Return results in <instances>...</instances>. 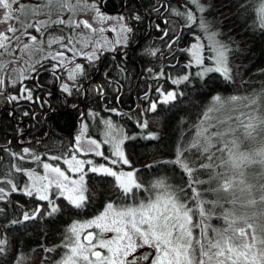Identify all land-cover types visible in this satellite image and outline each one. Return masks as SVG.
<instances>
[{
    "label": "snow or ice",
    "instance_id": "6c2138e0",
    "mask_svg": "<svg viewBox=\"0 0 264 264\" xmlns=\"http://www.w3.org/2000/svg\"><path fill=\"white\" fill-rule=\"evenodd\" d=\"M240 6L251 13L254 26L264 31V0H243ZM207 7L203 0H187L183 10L163 3L153 9L158 13L164 9L182 20V29L195 26L202 34L181 50L190 61L185 74L171 80L173 85L190 82L191 75L207 83L210 73L232 80L229 57L233 49L219 38V32L210 30L204 16ZM141 19L135 14L110 15L103 11V0H0V24L7 26L0 30V96L10 103L39 102L34 90L40 85L28 87L25 81H38L41 69H50L58 81L65 77L60 81L63 93L79 92L83 85L78 81L86 78V67L77 60L83 58L93 65L104 51L125 47L133 32L129 20ZM161 22L165 27L156 24L155 28L162 38L170 30L175 33L171 25L176 21L163 18ZM108 32L116 38L109 39ZM178 40L173 35L167 48L172 50ZM206 48L211 55H205ZM159 51L153 49L150 54ZM192 67L198 69L194 74L187 71ZM163 75L161 71L157 78ZM17 86V94L4 96L8 87ZM93 91L101 98L104 95L102 86ZM157 91L162 99L156 101L145 93L148 107L144 111L156 112L158 104L171 103L182 95L176 89ZM107 111L117 112L114 108ZM137 123L148 128L147 120ZM103 124L104 139L98 140L88 135V123L81 121L80 133L62 154L42 156L29 148L11 153L15 160L30 159L37 167L13 163L0 175V185L9 186H0V201L21 192L46 202L24 212L22 221L12 224L35 220L42 211L49 217L59 213L56 198H62L70 209L83 210L93 195L86 180L89 173L111 178L110 195L102 210L87 220L73 221L61 244L53 248L42 245L46 253L60 249L54 264H264V88L243 95L212 96L191 138L174 159L162 162L180 170L182 179L176 182L167 175L141 181L139 169L133 167L123 148L135 137L111 119ZM145 138L157 137L148 133ZM104 145L109 146V155ZM90 156L106 163L98 164L87 158ZM16 174L26 177L22 185ZM9 243L0 238V255L7 253Z\"/></svg>",
    "mask_w": 264,
    "mask_h": 264
},
{
    "label": "trees",
    "instance_id": "16d2710c",
    "mask_svg": "<svg viewBox=\"0 0 264 264\" xmlns=\"http://www.w3.org/2000/svg\"><path fill=\"white\" fill-rule=\"evenodd\" d=\"M186 2L187 0H103V11L110 15L122 13L126 17L134 14L141 16L139 22L129 20L133 32L125 47L133 46L124 52L125 47H117L115 52L104 51L93 65H89L83 58L78 59L77 62L86 67V78L78 81L83 88L79 92L74 90L71 96L60 90V81L65 77L61 76L58 81L50 69H41L38 81H25L32 88L38 82L40 87L34 90V99L39 96V102L21 100L10 103L0 96V175L10 169L13 163L25 168L37 167L30 159L18 161L11 156V153H22L24 148L42 156L46 153L62 154L80 133L81 121L88 123L89 136L104 139L103 121L111 119L124 133L135 137L125 142V150L133 167L139 169L137 176L141 181L148 183L157 175H167L173 182L180 181V170L162 162L174 159L177 150L191 138L195 125L199 123L200 114L211 103L212 96L243 95L264 88V31L254 26L251 13L241 8L243 0H203L208 6L204 16L210 30L219 32V38L229 43L233 49L229 57L232 80H225L220 73H210V79L206 78L207 83L195 75L190 76V82L180 85L171 83L172 79L185 74V65L190 61V56L181 50L190 47L195 42V36L202 34L195 26L193 29H182V20L164 12V9H160L163 16L153 9L159 8L163 3L183 10ZM163 18L176 23L171 25L175 33L170 30L169 36L162 38V32L156 31L155 25L159 23L160 28H164L165 25L161 22ZM105 35L109 39L116 37L111 32ZM173 35H178L179 40L169 50L167 44ZM142 37L144 39L140 41ZM202 39L206 40V36H202ZM153 49L160 51L152 56L150 52ZM205 55H211L207 48ZM210 63L206 61V64ZM140 64L145 68L143 74L150 77L154 84V88L148 92L150 100L162 99L157 88L164 92L176 89L182 95H178L171 103L158 104L156 112L144 111L148 107L146 100L142 110L130 112L116 108L119 115L117 112L107 111L115 108L114 99L117 96L123 107L133 108V101L126 97L131 93ZM149 69L152 71H148ZM161 71L164 75L157 78ZM187 71L194 74L198 69L192 67ZM139 85H135L138 92ZM101 86L104 90L102 98L93 91ZM18 90V86L8 87L4 96L15 95ZM25 111L29 115L24 116ZM89 113L97 115L91 116ZM141 119L148 121L147 129L140 128L137 121ZM148 133H154L157 138L146 139L145 135ZM107 146L104 145V150L109 155ZM93 159L98 164L106 163L103 159ZM146 165L152 167H145ZM127 169L123 166V170ZM16 175L18 183L22 185L26 177ZM110 179H102L92 173L88 176V187L93 195L89 205L83 210L70 209L62 198H56V203L61 208L59 213L49 217L42 211L35 220L18 224H12L11 221H22L24 212L30 213L37 204L46 202L27 197L21 192L11 193L6 200L0 201V209H3L0 212V238L10 242L7 253L0 255V264H17L21 260L23 264H54L59 258L60 249L46 253L42 245L53 248L61 244L65 230L73 221L86 220L102 210V204L110 195ZM0 186L6 189L9 187L6 184ZM44 257L48 259L45 260Z\"/></svg>",
    "mask_w": 264,
    "mask_h": 264
},
{
    "label": "flooded vegetation",
    "instance_id": "af4514ba",
    "mask_svg": "<svg viewBox=\"0 0 264 264\" xmlns=\"http://www.w3.org/2000/svg\"><path fill=\"white\" fill-rule=\"evenodd\" d=\"M159 17H161V16H159ZM156 24H159V23H156ZM160 25V24H159ZM182 24H180V26H181ZM160 27H161V25H160ZM156 31H158L157 29H156ZM108 35H109V32L107 33ZM145 37V36H144ZM144 37H142V38H140V41L141 40H143L144 39ZM133 45H129V46H127V47H125V49H123V52L126 50V49H128V48H131ZM107 52H109V51H107ZM144 70H145V68H144V66H142L141 64L138 66V72H137V74L135 75V77H134V81H133V87H132V89H131V93H130V95L129 96H127L126 98L128 99V100H132L133 101V103H134V106H133V108L132 107H129V106H125V107H123L121 104H120V102H119V96H117L115 99H114V102H115V104H116V106H114L115 108L114 109H123V110H125V111H134V110H142V108H143V103H144V100L145 99H143V97H144V94L147 92H149L151 89H153L154 88V84L151 82V79H150V77H147L145 74H143V72H144ZM136 83L137 84H140L139 85V90H140V92H138L137 90H136V87H135V85H136ZM144 90V91H143ZM123 92V90H121V93ZM126 94H127V92H126ZM123 95H124V93H123ZM124 97V96H123ZM123 99V98H122ZM125 99V98H124ZM128 104H129V102H128ZM127 104V105H128ZM116 109V110H117Z\"/></svg>",
    "mask_w": 264,
    "mask_h": 264
},
{
    "label": "rangeland",
    "instance_id": "374dc122",
    "mask_svg": "<svg viewBox=\"0 0 264 264\" xmlns=\"http://www.w3.org/2000/svg\"><path fill=\"white\" fill-rule=\"evenodd\" d=\"M6 27H7L6 25H4V24H0V30H4ZM115 38H116V37H115ZM115 38H114V39H115ZM114 39H113V40H114ZM146 93H147V92H146ZM144 96H145V94H144ZM143 104H145V100H144V103H143ZM147 106H148V105H147ZM107 148L109 149V146H107ZM123 148H124V151H125V153H126V150H125V149L127 148L126 144H124ZM104 151H105V154H108V153L106 152V150H104ZM126 155H127V153H126ZM93 157H94V156H90V157H87V158H91V159H93ZM127 157H128V156H127ZM95 159H96V160H101L102 158H101V157H95ZM53 163H55V162H53ZM61 167H66V166H64V165L61 164ZM124 168L127 169L128 167H127V166H124ZM127 170H129V169H127ZM127 170H125V171H127ZM90 175H91V173H89L88 176H90ZM88 176L86 177V180L88 179ZM89 218H91V217H89ZM89 218H88V219H89ZM86 220H87V219H86Z\"/></svg>",
    "mask_w": 264,
    "mask_h": 264
}]
</instances>
